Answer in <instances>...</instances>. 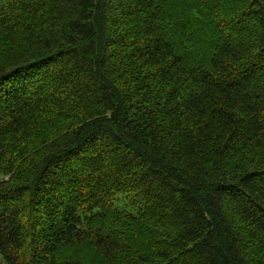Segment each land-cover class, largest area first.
<instances>
[{
	"label": "trees",
	"instance_id": "16d2710c",
	"mask_svg": "<svg viewBox=\"0 0 264 264\" xmlns=\"http://www.w3.org/2000/svg\"><path fill=\"white\" fill-rule=\"evenodd\" d=\"M0 264H264V0H0Z\"/></svg>",
	"mask_w": 264,
	"mask_h": 264
}]
</instances>
